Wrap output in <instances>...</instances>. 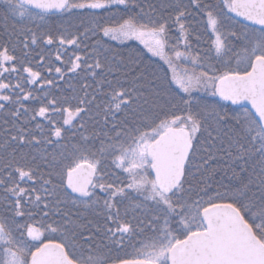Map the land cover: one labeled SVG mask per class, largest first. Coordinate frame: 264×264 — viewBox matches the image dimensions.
I'll return each instance as SVG.
<instances>
[{"label": "snow or ice", "instance_id": "obj_1", "mask_svg": "<svg viewBox=\"0 0 264 264\" xmlns=\"http://www.w3.org/2000/svg\"><path fill=\"white\" fill-rule=\"evenodd\" d=\"M0 24V264H264V0Z\"/></svg>", "mask_w": 264, "mask_h": 264}, {"label": "trees", "instance_id": "obj_2", "mask_svg": "<svg viewBox=\"0 0 264 264\" xmlns=\"http://www.w3.org/2000/svg\"><path fill=\"white\" fill-rule=\"evenodd\" d=\"M10 24H11V21H9V27H10ZM6 38H7V32L3 30V24H0V43H5ZM17 54L19 55V52H17ZM108 163L110 165V162L105 161V164H108ZM108 171H111L110 167L108 168Z\"/></svg>", "mask_w": 264, "mask_h": 264}, {"label": "rangeland", "instance_id": "obj_3", "mask_svg": "<svg viewBox=\"0 0 264 264\" xmlns=\"http://www.w3.org/2000/svg\"><path fill=\"white\" fill-rule=\"evenodd\" d=\"M105 165H106V170L108 171V168L110 167V165H109V163L108 164H105Z\"/></svg>", "mask_w": 264, "mask_h": 264}]
</instances>
